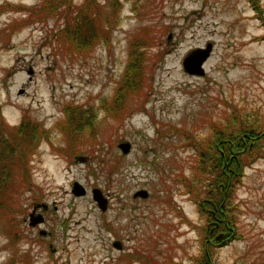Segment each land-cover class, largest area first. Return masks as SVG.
Returning <instances> with one entry per match:
<instances>
[{
	"label": "rangeland",
	"instance_id": "374dc122",
	"mask_svg": "<svg viewBox=\"0 0 264 264\" xmlns=\"http://www.w3.org/2000/svg\"><path fill=\"white\" fill-rule=\"evenodd\" d=\"M197 48L203 73L189 74ZM27 120L43 130L28 183L0 165V264H196L195 147L226 122L264 129V0H0V124ZM252 152L230 201L239 237L213 264H264V147Z\"/></svg>",
	"mask_w": 264,
	"mask_h": 264
},
{
	"label": "trees",
	"instance_id": "16d2710c",
	"mask_svg": "<svg viewBox=\"0 0 264 264\" xmlns=\"http://www.w3.org/2000/svg\"><path fill=\"white\" fill-rule=\"evenodd\" d=\"M139 64L137 56L132 52L127 67L128 83L124 81V88L131 90L137 86L136 81L140 76ZM117 93L120 100L126 95L123 90ZM230 120L233 124L239 118L233 116ZM246 126L241 123L239 128L231 130L226 122L213 132L212 139L207 144L203 143L201 147H195L193 180L199 181L203 176L205 186L204 184L199 186L200 182L197 183L198 185L195 183L196 187L188 188L187 193L196 200L198 211L206 220V225L202 229L204 254L196 261V264H213L210 256L212 249L218 244L223 246L233 238L239 237L232 235L233 233L229 230L230 227H234L235 219L234 207L230 203L231 196L235 186L241 182L245 165L249 164L255 156H252L253 148L260 144L264 147V129ZM42 132L41 127L30 120L12 128H5L0 124V165L4 163V175L9 177L10 168L15 167L25 178V184L28 183L27 155L33 153L32 150L41 138L39 136H42ZM198 195L203 196V200L200 198L198 201ZM220 233L223 234L222 238L219 241L215 240ZM8 264H11V261Z\"/></svg>",
	"mask_w": 264,
	"mask_h": 264
},
{
	"label": "water",
	"instance_id": "95a60500",
	"mask_svg": "<svg viewBox=\"0 0 264 264\" xmlns=\"http://www.w3.org/2000/svg\"><path fill=\"white\" fill-rule=\"evenodd\" d=\"M209 48L203 49V48H197L189 53V55L184 59L183 61V68L184 70L189 74H196L200 75L203 73L202 70V63L205 61V59L208 56ZM118 148L123 154L129 153L131 150V144L129 142H121L118 144ZM92 197L96 201L98 207L101 210L106 209L107 200L102 196L100 190L97 188H94L92 191ZM72 193L75 195H82L85 193L84 188H82L81 185L75 183L73 185ZM134 197H142L147 198L148 192L145 189L137 190L134 194ZM43 221L42 215L38 214L36 217H33L31 215L30 217V225H35L37 223H40ZM223 234L220 233L215 237V240L219 241L222 238ZM120 246L118 245V248Z\"/></svg>",
	"mask_w": 264,
	"mask_h": 264
},
{
	"label": "flooded vegetation",
	"instance_id": "af4514ba",
	"mask_svg": "<svg viewBox=\"0 0 264 264\" xmlns=\"http://www.w3.org/2000/svg\"><path fill=\"white\" fill-rule=\"evenodd\" d=\"M218 246H219V244L216 247H218Z\"/></svg>",
	"mask_w": 264,
	"mask_h": 264
}]
</instances>
